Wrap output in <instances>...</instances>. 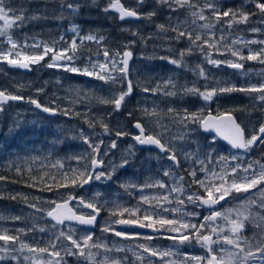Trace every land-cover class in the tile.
<instances>
[{
  "label": "trees",
  "instance_id": "1",
  "mask_svg": "<svg viewBox=\"0 0 264 264\" xmlns=\"http://www.w3.org/2000/svg\"><path fill=\"white\" fill-rule=\"evenodd\" d=\"M23 0H6V3L13 8H22ZM76 2L80 5V9L76 13V26L78 33L68 31L63 35H53L49 39L47 36L54 32L57 26L61 23L59 18H63L70 9L67 8L68 4ZM107 0H96L93 4L91 0H49L47 4L39 3L38 0H32V5L23 9L24 16L26 17L22 24L13 26L10 30L12 38L20 45V49L25 52L38 53L40 47H36V43L40 39L57 47V49L67 48L71 41L75 38L78 45L80 44V37L89 34L97 37H104L99 43L96 40H85L83 45L78 47L76 51V60L74 63L77 66L83 67L85 60L91 58H105L103 55L104 49L109 50L111 55L115 51L123 52L127 50L125 45L129 42L135 41L129 45L134 58L132 68L129 71L128 79L133 83V93L126 98L125 103L119 111H113L111 104H104L100 102V98H109L113 93H119L126 88V84L108 83L105 84L96 78H91L78 73L66 72L64 69L46 71L45 90H52L54 87L55 93L50 100L51 106L60 109H68L70 114L68 116L60 113L58 118H51L42 116L41 118H34L27 116L26 121L23 118L15 119V125L19 127L9 129V123L12 121L9 118V113L6 110L0 114V176L6 177L5 180H0V222H5L11 217L23 216L30 213L33 216H38L34 213L35 209L29 205L37 203L43 197L58 198L63 200L69 194L81 196L85 201H91L96 194L98 205L105 204L106 206L101 209L102 215H105L107 210L111 212L115 205H122V208H133L135 198L137 196L138 202L139 194L141 192H148V197L167 194L168 189L159 187H144L141 191V186L145 184H155L157 181H163L166 185L172 186L174 182V175L183 176L185 178V185L191 183L189 176L190 168H196L194 159L185 160L188 164L187 169L180 166L168 167L167 164H161L157 158L160 156L158 152L145 149H140L136 146L132 137L134 134L133 124L135 121L140 120L144 123L145 127L151 124L145 116L142 109L148 110L152 107L173 108L176 112L193 110L197 106L210 105L213 112L223 113L232 112L239 120H244L247 117H253V120H259V127L264 122V103L259 102L254 97L256 93H246L235 91L231 93H223L213 98L211 102L203 101L199 96L192 94H185L182 89L187 87H197L201 91L205 90V86L213 85L214 87H229L235 85L237 88L248 87L250 85H259L262 83V74L258 78L256 72L264 73V63L259 60L242 61L244 67L241 70H236L226 65H221L219 68L208 64L203 54L198 50H194L191 55L185 56L183 66L178 67L169 63L167 60L160 59V57H178V50L184 49L188 46L186 40L176 41L171 39L175 33L172 31L160 32L157 29L158 24H164L166 27H174L179 25L180 30L187 28L201 31L202 35L205 30L198 28L203 23H213L216 27L212 30L215 32V39L220 40L221 34L225 37L220 42L219 47L221 52L208 49L211 52L213 59L237 60L232 57L230 52L224 51L225 46H233V40L244 41H264V20L255 7V0H220L225 8H242L247 13H254L250 16L248 23L233 24L231 28L226 23H217L214 17L211 16L210 11L206 10L205 15L208 17L206 21L197 20L195 25H192L191 9L185 7L174 13H169V10L164 7L160 8L154 3V0H145V6L140 9L141 12H148L157 8V15L151 20L139 19L138 21H124L120 22L118 16L114 11L105 13L102 9L106 6ZM128 7L135 6V0H122ZM193 3L203 5V0H192ZM264 2V0H261ZM56 3L57 11L54 12L53 7ZM37 4L39 6L37 7ZM17 14H20L19 12ZM171 15V19H170ZM35 17V18H33ZM55 18V19H54ZM57 18V19H56ZM44 20V21H43ZM57 22H56V21ZM252 28H260V32H252ZM137 33V35H133ZM61 37L63 39L61 40ZM204 38H208L207 35ZM55 42V44H53ZM264 44L253 43L245 47L243 44L237 43L233 47L241 52L245 57L249 54V49L258 51L264 48ZM197 65L204 69L208 79L200 77L197 70ZM17 77H20V72H17ZM5 74H0V85L5 86L7 80ZM171 79L175 84V88L169 87L167 91H176L175 96H166L163 92H144L145 87L153 89L157 84L161 88L164 87V81ZM33 87L39 85L38 79L34 78L30 84ZM22 85H15L12 82V87H17L20 91ZM37 95V94H36ZM38 98V95H37ZM55 101V105L52 104ZM16 106V104H14ZM18 107V105H17ZM205 113L208 111L205 110ZM78 113L79 115H76ZM129 113H132L129 116ZM101 121L108 125L112 130L111 134H105L103 128L100 126ZM88 122H93L94 127H89ZM14 123V121H13ZM163 126H166L167 131L162 137L164 143L170 141L176 143L178 148L179 161L184 158L182 153L205 154L207 152V138L208 135L200 132V140H194V143L183 145L184 139H178L182 135L178 131L176 124L178 120H171L169 117L161 119ZM147 128V127H146ZM258 129V128H257ZM116 130L129 133V135L117 138L114 134ZM160 130L164 129L160 127ZM88 136L92 143H99L101 140L104 142L101 145L100 155L106 163L105 169L108 168V161L115 160L119 162L122 154L129 145H133L134 155L130 159V163L119 169L112 177L111 180H93L87 186L80 187H58L59 183H64V174L72 175V169L83 170L84 164L89 160L88 153L92 150L88 144L84 143L80 138V132ZM147 131H151L147 128ZM153 132V128H152ZM173 137L177 139L172 140ZM98 140V142L96 141ZM111 141H116L118 147L112 149L108 156H103V152L107 150V146ZM194 144V145H193ZM217 149L224 148L232 152L228 146L221 143L218 139L215 141ZM177 154V155H178ZM83 156L84 159L78 161L75 157ZM256 158H259L256 156ZM44 159V160H43ZM42 160V161H41ZM59 162V164H57ZM264 162V159H262ZM53 165H56L53 167ZM62 165V167H60ZM208 164V167H212ZM17 168L20 172H17ZM178 170V171H177ZM110 170H108L109 172ZM165 171H170L173 176H164ZM32 177L37 179L34 181ZM41 177L43 182H41ZM202 177V174L197 173V178ZM35 184L34 187L29 186ZM122 185H136V187L125 188ZM47 186L52 187V191H48ZM86 190L88 191L86 193ZM193 190H197L193 186ZM202 192V190H199ZM92 192V193H90ZM19 194V195H17ZM16 196V199H11ZM27 197V202L25 201ZM172 194L171 198H174ZM38 198V199H37ZM37 201H36V200ZM154 203V202H153ZM36 205V204H35ZM149 208L147 204H144ZM164 207L169 209L176 207V204H165ZM50 207L45 209L44 215ZM79 210H88L86 208H78ZM185 212H196L199 216L193 217L192 222L199 224L203 216L206 215V209L196 207L191 204H185ZM144 211L138 212L137 216L141 219ZM174 213H162L164 217H171ZM125 215H127L125 213ZM178 215V213H176ZM120 217V216H119ZM126 218V217H123ZM153 219H156L154 216ZM11 221H15L11 219ZM19 221V220H18ZM30 225L35 227L36 223L29 222ZM78 228H80L78 226ZM157 237V235L155 236ZM154 240L161 241L162 243L173 241L158 236ZM158 245V244H156ZM160 246V245H158ZM184 248L187 255L205 256L206 250L201 248L200 245L193 242L192 245L178 246Z\"/></svg>",
  "mask_w": 264,
  "mask_h": 264
},
{
  "label": "snow or ice",
  "instance_id": "2",
  "mask_svg": "<svg viewBox=\"0 0 264 264\" xmlns=\"http://www.w3.org/2000/svg\"><path fill=\"white\" fill-rule=\"evenodd\" d=\"M93 4L96 0H91ZM154 3L160 8L166 7L169 13H174L185 7L191 9L190 15L194 17L192 25L196 24L197 20L206 21L208 17L205 15V11H210L212 17H214L217 23L223 22L228 25L229 28L233 24L248 23L250 16L254 13H247L242 8H225L222 6L220 0H203V5L193 3L192 0H154ZM145 6V0H135L134 7H126L122 0H107L106 6L102 9L105 13L109 11H115L119 15L120 20L126 18L136 19H147L151 20L157 15V8L148 12H141L140 9ZM80 5L68 4L67 8L75 12ZM255 7L258 12L264 16V2L261 0H255ZM20 14H17V13ZM23 8H13L6 3V0H0V36H8L7 43L10 47L7 51L0 50V61H6L9 65L19 68L28 69L31 65L39 64L49 56L51 53V62L46 66L49 68H63L67 72L78 73L88 77H94L105 84L112 83L126 84V88L119 93H113L109 98H100V102L104 104H111L113 111H119L122 105L125 103L126 98L131 96L133 93V83L128 79L129 75V60L132 58L133 53L131 50H125L123 52L115 51L111 55L107 48L104 49L103 55L106 58V62L99 63L93 62L89 58L87 64L84 67H76L73 65V61L76 59V51L78 47L83 45L85 40H96L98 43L104 39V37H97L89 34L87 36L80 37V44L78 45L77 40L74 38L67 48L56 50L53 46L45 44L40 54L26 55L17 49L20 47L10 35L8 30L13 26H19L25 20L23 14ZM35 18V17H33ZM171 19V15H170ZM264 23V20L261 21ZM157 29L160 32H168L169 30L175 33L171 38L176 41L186 40L188 46L184 49L178 50V57H160V59L167 60L169 63L178 67L183 66L184 57L191 55L194 50H198L204 55L205 60L208 64L219 68L221 65H226L236 70L243 69L244 65L242 61L247 60H259L264 63V48L258 51H252L249 49L247 57L243 56L241 52L235 49L233 46L237 43L243 44L245 47L249 44L260 43L264 44V41H244V40H233V46H225L224 51L230 52L232 57H236L237 60H225L213 59L211 52L205 50V46L208 49L221 52L219 47L220 42L224 40L223 34L220 36V40L215 39V32L212 31L216 25L213 23H203L198 26L199 29L205 30L202 35L201 31H196L191 28L180 30L179 25L174 27H166L164 24H158ZM73 32L78 33V28L73 26ZM252 32H260V28H252ZM137 35V33H133ZM207 35L208 38H204ZM63 37H61V40ZM135 41L129 42L134 43ZM55 44V42H53ZM129 45H125L128 49ZM40 47V45H36ZM221 54H223L221 52ZM15 57V58H11ZM66 62V63H62ZM198 74L205 80L208 79L205 71L199 65H197ZM118 73V75H113ZM175 88L176 84L168 79L164 81V87L161 88L157 84L156 88L149 89L145 87L144 92H163L166 96L177 95L176 91H167V89ZM43 91V89H37V92ZM235 91L256 93L254 97L259 102L264 103V83L257 85H250L248 87L237 88L235 85L229 87H214L208 88L205 86V90L201 91L199 88L187 87L182 89L185 94H192L199 96L205 102H211L214 97L223 93H231ZM25 97L11 94L5 90H0V111L4 110V105L8 101L24 100ZM27 102L35 105L37 109H41L43 112L56 115L58 112L65 116L70 114L68 109H60L58 107H49L42 105L37 99L27 98ZM55 105V101H52ZM145 116H155L158 113L153 109L149 111L147 108L142 109ZM169 113H172L178 118V123L183 125L186 131H195L196 129H189L188 125L195 124L199 125L206 132H214L215 135L211 137L212 143H215L217 137H221L227 141L232 149L243 150L244 152H250L254 147L258 145H264V123H262L258 130H254L250 136H245L244 129L238 124L235 118L230 112H225L221 115L213 116L209 113L207 116L203 115V110L199 109L197 112L189 113L186 109L184 110L183 116L175 111V109L169 108ZM76 115H79L76 113ZM132 113H129L131 116ZM89 127H94L93 122H88ZM100 126L103 128L105 134H111L112 130L109 129L108 125L101 121ZM18 128L19 125L17 124ZM138 130V134L133 136L132 139L139 145H155L161 153L167 156V159L175 167L180 166V161L177 158L175 146L171 140L165 143L161 142V138L167 131L166 126L159 125L164 130L155 134L147 133L142 123L136 121L133 125ZM11 131V129H10ZM117 138L121 136L129 135V133L116 130L114 132ZM80 138L84 143L88 144L91 148V152L88 153L89 160L84 164L83 170L72 169V175L69 176L67 173L64 174V183H59L58 187H84L93 180H111L113 175L119 170L126 167L130 163L131 157L134 155L133 145H129L125 150V154H122L119 162L115 160L108 161V167L110 171L105 173L102 169L105 167L103 157L100 155L101 145L104 143L102 140L99 143H92L90 138L86 136L82 131L80 132ZM186 135L182 134L178 139H185ZM177 139L173 137L172 140ZM118 147L116 141H111L110 145L107 146V150L103 152V156H108L112 149ZM209 149L206 153V159L209 163L212 162L216 149L209 144ZM184 159L191 160L195 157L196 153H182ZM78 161L83 160V156L75 157ZM217 163H223V167L220 172H216L215 169H209L205 164L204 160L198 158L195 159V163L200 164L199 169L190 168L189 176L191 177V183L185 185V178L179 176L174 178L172 186L166 185L163 181H157L155 184H145L141 186V191L144 187H159L168 189L167 194L162 197H146L142 196V204L150 205L149 208H142L138 206L133 209L121 208L120 205H115L110 215L120 216V219H115L111 223L106 224L101 230L103 232H113L117 237H123L125 239L138 238L139 234L135 237L128 236L127 233L122 231H116L113 225H138L139 227H146L152 229L154 233L158 234L163 230L167 233L166 238L173 241L174 246L192 245L193 242L200 245L201 248L206 250L205 256L196 255H185L182 258V264H264V163L260 161H250L247 166L237 162L235 165H229L228 161H238L237 155L218 156L215 157ZM59 164V162H57ZM56 165H53L55 167ZM258 166V170H257ZM62 167V165H60ZM204 173V178H197V173ZM17 172L20 169L17 168ZM241 173H243L241 175ZM164 176H173L174 174L170 171H165ZM6 177L0 176V180H5ZM35 181L37 178L32 177ZM41 182L43 178L41 177ZM34 187L35 184L29 185ZM125 188L136 187V185H122ZM193 186H196L197 190H193ZM48 191H52L51 186H47ZM199 190H202L199 191ZM176 194L174 198L172 194ZM19 195V194H17ZM96 194L91 201L86 202L84 198H77L71 194L63 199L62 202L57 203L56 201H50L53 205L50 210L46 212L48 217H51L55 224L53 227L65 225L66 222H75L81 226H94L97 222V218L100 215L101 209L106 206L105 204L98 205ZM183 197V198H182ZM255 197V198H254ZM16 196H12L11 199H16ZM38 199V198H37ZM230 199L240 200L239 207H233L225 209L224 211H216L217 205H220L222 201L227 202ZM27 202V197H25ZM77 201L78 208H87L91 211L86 214H77V211L73 209L70 202ZM154 202V203H153ZM175 203L176 207L171 209L164 207L165 204L171 205ZM191 204L196 207L206 208L209 211V215L203 216L199 224L192 222L193 217L199 216L196 212H185V204ZM32 208H36L35 204L29 205ZM255 209V211H253ZM144 211L142 219L136 215V213ZM41 211V209H37ZM178 213L177 218L168 219L162 215L167 212ZM127 213L130 219H123L124 214ZM156 219H153V217ZM4 217H0L3 219ZM14 220H20L22 217L16 216L11 217ZM218 221H223L224 224L221 226ZM251 224L259 230V237L256 239L255 244L252 241L242 235L246 228V225ZM32 229H29L31 231ZM44 232L45 229H39ZM18 233H24V229L15 230ZM76 229L69 226L67 231L61 230L56 240L50 241L49 247L52 251H49V247H35L20 241L19 235H9L8 230L5 229L0 231V241H3V245H0V253L4 255L0 256V260L7 257H11L12 260H18L19 256L14 253H22L27 249L30 253L47 254V260L33 259L32 264H67L66 257H77L79 264H127V257L123 260H112L104 253L113 251H126L132 249H125L118 247L115 244L112 248H109L107 243L93 240V234L91 229H87L85 234L79 239L74 238ZM152 235L143 237L146 240H153ZM255 235V233H254ZM215 237V239H214ZM70 242L63 247H58L60 239ZM19 242V248L13 247ZM225 246H228L227 248ZM140 249H143L145 253H149L147 257L149 264H154L152 258L159 257V264H176V261H169L167 258L175 255V253L169 250H161L159 248H153L149 245H138ZM103 250V253L97 251L92 252V249ZM63 253V255H62ZM103 255V258L98 260L97 257ZM133 255L136 259L143 264L145 257L133 251ZM28 256L24 257V260H29Z\"/></svg>",
  "mask_w": 264,
  "mask_h": 264
},
{
  "label": "rangeland",
  "instance_id": "3",
  "mask_svg": "<svg viewBox=\"0 0 264 264\" xmlns=\"http://www.w3.org/2000/svg\"><path fill=\"white\" fill-rule=\"evenodd\" d=\"M73 5H79V4L76 3V2H73ZM79 9H80V7L75 12H73L72 10L71 11H72L73 14L76 15V13H77V11ZM0 23H2V22H0ZM73 26H76V24L73 25ZM73 26L70 28L69 32L72 31ZM10 30L11 29L8 30V35L11 36ZM7 38H8L7 35L6 36H0V50L7 51V49L10 47V45H8V43H7ZM12 39L18 44V42L15 40V38H12ZM36 44L40 45V51L38 53H35V54H40L42 52L43 46L45 44H47L49 46H53L56 50H60V49H57V47H55L54 45L48 43L47 41H44L43 39H40L38 41V43H36ZM127 50H131V49H127ZM17 51H20V52H22L23 54H26V55H33L34 54V53L23 51L22 47H21V49L19 47L17 49ZM131 52H132V50H131ZM11 58H15V57H11ZM49 59H51V53L49 54V56H46L45 59L43 61H41L40 63H46V65H47L48 63L51 62V60H49ZM88 60L89 59L85 60V64H87ZM91 60L93 62H99V63L106 62V58H98L97 57V58H94V59H91ZM75 61H79V60L75 59L73 61V65L76 66V67H81L80 65L77 66L74 63ZM62 63H66V62H62ZM35 65H37V64H35ZM1 69H2L3 72L4 71L7 72V70L5 69V66H2ZM260 74H262V83H264V73L256 72L255 75H258V78H259ZM10 75L11 74H8V76H10ZM113 75H118V73H113ZM91 78H94V77H91ZM20 79H21V77H17L15 75L12 76V80L17 81V80H20ZM210 88H214V84L213 85H209V89ZM153 109H155V111L158 113V115L149 116L147 121H149L151 124H149V127L146 126L151 131L150 132L151 134H155L157 132H161L159 125H162V123H161V119L162 118L169 117L171 120H174V119L178 120L177 117H175L172 113L168 112L169 108H167V111H165V108L152 107V109H150L149 111H152ZM199 109L203 110V115L204 116L206 114H208V113L216 114V112H213V110L211 109L209 104H207L205 106H197L196 108H194L193 110H190L188 112L189 113H194V112H197V110H199ZM6 110L10 114L9 118L12 120L9 123V129H12V128L16 127L15 119H20L22 117L23 118V122H27L26 121L27 116H24L23 114L25 113L24 111H28L29 108L28 109L27 108L24 109V108H21V107L19 108V107L15 106L14 104L11 105V103L8 102V103H6L4 105V110L0 111V114L4 113ZM205 110H207L208 112L205 113L204 112ZM29 111H31L30 114L34 115V118L35 117L41 118V115L39 113H37L36 110L33 109V110H29ZM177 113H179L181 116H183V114H184L183 111H179ZM223 113H225V112H223ZM217 114H219V113H217ZM13 121H14V123H13ZM239 121L242 124V126L245 128L248 136H250L253 133L254 130H258L259 129V120L258 121L255 120L254 121L253 117H247L244 120H239ZM176 126L178 127V131H181L182 134L186 135V138L184 139L183 145H187L189 143H194V140H200V132L199 131H202V130L199 127V125H195V124L188 125L189 129H196L195 131H186L185 127L183 125H181V124H176ZM152 128H153V132H152ZM211 137L212 136H208V138H207L208 142H207L206 148H207V152L210 151L208 146H209V144H212V147L216 149V152L214 153L212 162L209 163L207 161V159H206V153L207 152L205 154H202V153L201 154H197L195 157H193L194 162H195L196 158H198L200 160H204L205 164L207 166H208V164H212L213 166L212 167H208V168L210 170L214 168L216 172H220L221 168L224 166L223 163H217L215 157H218V156L227 157L229 155H237L239 157L238 161L229 160L228 161L229 165H235L237 162H239L242 165L247 166V164L250 161H260V163H264V162H262V159H264V145H258L256 147H254L253 150H251L250 152H247V153L244 152V151L234 150V149H232L231 147L228 146L231 150H233L232 152H229L228 150H226L224 148H220L218 150L217 149V144L212 143ZM161 140L163 141L162 138H161ZM216 140H217V138H216ZM96 141L98 142V140H96ZM173 145L175 146V149L178 148V145L176 143H173ZM194 153H196V152H194ZM178 156H180V155L178 154L177 158H178ZM256 156H258L259 158H256ZM157 160L160 161L161 164H167L168 167H171V168L173 167V165L171 164V162L167 158H162V157L159 156L157 158ZM180 162H181V167L184 168V169H187L188 164L184 161V158L181 159ZM104 164H105V167H106V163L105 162H104ZM195 167H197V169H199L201 167V165L195 163ZM175 168H177V167H175ZM102 170L105 173H107L108 170H110V168L109 167L107 169L103 168ZM257 170H258V166H257ZM198 173L202 174V177H199V179H203L204 178V173H201L199 171H198ZM242 174L243 173H241V175ZM173 177L175 178V177H177V175L175 174ZM84 186H87V185H84ZM87 192L88 191L86 190V193ZM90 193H92V192H90ZM71 195H73V194H71ZM73 196H75V195H73ZM142 196L148 197V192H145V191L141 192L139 194V199H141ZM162 196L163 195H161L160 197H162ZM75 197L81 198V196H75ZM133 197L135 198V203L137 204V205H134L133 208H136L138 206H142V208H146L144 206V204H142V202L141 203L138 202L137 196H135L133 194ZM153 197H157V196H153ZM50 201L59 202V201H62V200H58V198L43 197L40 200H38L37 203L35 202L36 208L41 209V211H37L36 209L34 211V213H37L38 216H36V215L33 216L30 213H28V214L24 215V217L20 216V217H22V219H20L19 221L18 220L11 221L10 218L8 220L6 219L5 222H3V221L0 222V231H3L5 229H7L8 230L7 234H9V235H19L20 236V241H23V242L29 244L30 246H35V247H49L50 241L54 242L56 240V237L59 235V232L61 230L67 231L69 226H71V227L76 229V232L74 234V238L79 239L82 235L85 234V231L87 230L86 228L81 227V226H79L80 228H78V226L74 225L72 222H66L65 225H60V226L53 227L55 222L50 221V218L46 214L45 215L43 214L47 207H50V209H51V207H53V205L49 203ZM86 202H88V200ZM239 204H240V200H238V199H230L224 205L220 206L217 209V211H224L225 209H228V208L239 207ZM74 205H75L76 209L79 212H82V213L86 214L85 210H79L78 209L77 201H75ZM120 206L122 208L121 204H120ZM148 206L150 207V205H148ZM125 208H128V207H125ZM133 208H131V209H133ZM88 211L90 212L91 210L88 209ZM253 211H255V209H253ZM110 213L111 212H109V210H107L106 214L102 215V211H101L100 220H99V223H98L97 227L95 229L91 230V232L93 234L94 242L98 240V241L107 243L109 248H112V246L115 244L118 247H123L125 249H132V250H126V251L118 252V251H115L113 249V251L108 252V253H104V255H107L112 260H117V259L123 260L124 257H127V264H141V262L136 259V256L133 255V251H135L137 253L142 254L145 257V259L143 261V264H149V261L147 259V257L149 256V253H145L143 251V249H140L138 247V245L144 244V245H149V246H151L153 248H159L161 250H169V249H171L175 253V255H173L171 257H168L167 259L169 261H176V264H182V258L185 255H187V252H186V250L184 248H179L178 246H174L173 244H170V242L162 243L161 241H157V240H154V239L149 241V240H146V239L143 238V237L149 236V235H152V236L155 237L156 235H158L156 233L142 232V231H126V230L121 229L120 224L113 225V227L115 228L116 231L125 232L130 237H135L136 234H139V237L138 238H132V239H125L123 237L115 236V234L113 232H103L101 229L106 224L111 223L115 219H120L121 218L119 216L113 217V216L110 215ZM137 214L138 213H136V215ZM206 215H209V212L207 210H206ZM170 216L171 217H166V218H168V219L177 218L179 216V214L176 215V213H174V214H172ZM123 217H126V218H123ZM123 217H122L123 219L132 218V217H129L128 214L127 215L124 214ZM31 221L36 223L35 227L33 225H30L29 222H31ZM217 223L220 224L221 226H223V224H224L223 221H218ZM41 228L45 229V231L41 232L39 230ZM18 229H24L25 231H24V233H18L17 231H15V230H18ZM29 229H32V230L29 231ZM254 233H255V235H254ZM242 235L244 237L250 239L252 241V243L255 244L256 239L259 237L260 233H259V230L256 229L253 225L248 224V225H246V228L243 231ZM158 236L166 238L167 233H164L162 231V232L159 233ZM214 239H215V237H214ZM68 243H70V242H68V241L64 240L63 238H61L60 241L58 242V247H63L64 245H66ZM156 244H158L160 246H158ZM0 245H3V241H0ZM13 247L18 249L19 248V242H17L15 245H13ZM225 247L227 248L228 246H225ZM49 251H52V249L50 247H49ZM97 251H100L101 253H103V250H98V249H95V248L92 249L93 253H96ZM14 254L19 256L18 260H12L11 257L9 256V257H7V258H5L3 260H0V264H32V260L33 259H42V260H45V261L47 260V254L30 253V252L27 251V249H25L22 253H14ZM2 255H4V254L0 253V256H2ZM62 255H63V253H62ZM25 256H28L30 259L29 260H24ZM102 258H103V255L97 257L98 260H100ZM66 260H67V264H79V261H78L77 257H66ZM152 260H153L154 264H159V257H153ZM252 264H254V262H252Z\"/></svg>",
  "mask_w": 264,
  "mask_h": 264
},
{
  "label": "flooded vegetation",
  "instance_id": "4",
  "mask_svg": "<svg viewBox=\"0 0 264 264\" xmlns=\"http://www.w3.org/2000/svg\"><path fill=\"white\" fill-rule=\"evenodd\" d=\"M38 1H39V3H43V4H47L49 2V0H38ZM31 5H32V0H23L22 1V8L23 9H27ZM38 6H39V4H37V7ZM53 10H54V12L57 11L56 3L54 4ZM75 19H76L75 14H73L71 9H70V11L68 12V15L65 14L63 16V18H59L58 19V20H61V23L54 30L53 34L50 33L47 36V38L49 39L53 35H63L65 33H67L70 30V28L73 25L76 24L75 23ZM49 60H51V59H49ZM2 66H5V69L7 70V72L6 71H4V72L2 71V69H1ZM31 66L33 67V71L32 72H23V71H18V70L12 69L4 61H1L0 62V74L1 73L5 74V76H7L8 79L5 81V86L4 87H2L0 85V90H5L8 93L16 94V95H20V96L25 97V99L22 100L21 102H10L11 105L12 104H16V106L18 105L19 108L20 107L24 108V109H26V108L28 109L29 108V110H33L34 109V110L37 111V113H39L41 115V117L42 116H47L44 113H42V111L40 109H37L35 107V105H33L31 103H28L27 102V98L31 97V98L37 99L42 105L52 107L51 103H50V100H52L51 99L53 97L52 95L56 91H55L54 87L51 88L52 90H49V89L45 90L44 86H45V83H46V71L48 69H51V70L55 71V70H59L61 68H49V67L46 66V63H39L37 65H31ZM17 72H20L21 79L17 80V81L12 80V76L13 75L17 76ZM8 74H11V75L8 76ZM34 78H37L38 79V83H39V85L36 86V87H33V86L30 85L33 82ZM12 82L15 85H17V86L22 85L21 86L22 90L20 91L19 89H17V87H12ZM37 89H43V91L37 92ZM36 94L38 95V98H37ZM29 110L28 111H24L25 113L23 115L24 116H30V117L33 116L32 114H30L31 111H29ZM48 117L55 118V117H52V116H48ZM150 150H152V149H150ZM145 151L148 152L149 149H145ZM153 151H155V150H153ZM155 152H157V151H155ZM160 157L167 158V156L165 154H160ZM88 212L89 211L86 210V213H88Z\"/></svg>",
  "mask_w": 264,
  "mask_h": 264
},
{
  "label": "water",
  "instance_id": "5",
  "mask_svg": "<svg viewBox=\"0 0 264 264\" xmlns=\"http://www.w3.org/2000/svg\"><path fill=\"white\" fill-rule=\"evenodd\" d=\"M127 20L138 21L139 19H136V18H126V19L121 20V21H127ZM5 63H7V62H5ZM132 63H133V56H132V58L129 60V71H130V69H131V67H132ZM7 65L10 66V67H13V68H15V69H18V70H24V71H30V70H31V68L24 69V68L14 67V66L9 65L8 63H7ZM45 113H46V112H45ZM46 114H48V115H52V114H50V113H46ZM57 114H58V113H57ZM57 114H56V115H57ZM208 114H209V113H208ZM208 114H206L205 116H207ZM211 114H212L213 116H217V115H221V114H223V113H219V114H217V113H216V114L211 113ZM231 115L235 118L236 122L239 124V122H238L236 116L233 115V114H231ZM135 122H136V121H135ZM135 122H134V123H135ZM139 122L142 123V124L144 125L143 122H141V121H139ZM133 125H134V124H133ZM144 127H145V125H144ZM241 127H242V126H241ZM242 128H243V127H242ZM145 129H146V127H145ZM243 129H244V128H243ZM201 130H202V132L207 133V134H209V135H211V136L215 135L214 132H206V131H204L202 128H201ZM134 131H135V133H134L133 136H135V135L138 134V130H137V129L134 128ZM244 132H245V136H246V130H245V129H244ZM146 134H147V130H146ZM217 139H218L220 142H222L223 144H225V145H227V146L230 147V145L227 143V141L223 140L221 137H217ZM161 142H162V141H161ZM135 143H136V142H135ZM162 143H163V142H162ZM136 144H137V143H136ZM137 146H138L139 148H141V149L154 148V149H156L159 153H161V152L159 151V149H158L155 145H139V144H137ZM234 150H237V149H234ZM237 151H243V150H237ZM161 154H164V153H161ZM59 202H62V201H59ZM59 202H57V203H59ZM224 202H225V201H222L221 203H224ZM70 204H71V206L73 207V209H74L75 211H77V214H84V213H82V212H79V211L75 208V206L72 205V201L70 202ZM100 215H101V212H100ZM100 215L98 216V218H97V222H96V224H95L94 226H82V227L87 228V229L90 228L91 230L95 229V228L97 227L98 223H99ZM49 218H50V221L55 222L51 217H49ZM72 223H75V222H72ZM75 224H76V223H75ZM120 227H121V229L126 230V231H142V232H151V233H154L152 229H149V228H146V227H139L138 225H122V224H120Z\"/></svg>",
  "mask_w": 264,
  "mask_h": 264
},
{
  "label": "bare ground",
  "instance_id": "6",
  "mask_svg": "<svg viewBox=\"0 0 264 264\" xmlns=\"http://www.w3.org/2000/svg\"><path fill=\"white\" fill-rule=\"evenodd\" d=\"M123 3V2H122ZM126 6V5H125ZM126 7H128V6H126ZM115 12V11H114ZM115 14L118 16V18H119V15H118V13H116L115 12ZM119 21L120 22H124V21H121L120 19H119ZM133 53V52H132ZM133 56V58H134V54L132 55ZM4 62H6V61H4ZM7 64V63H6ZM133 64V63H132ZM10 67V66H9ZM10 68H12V69H15V68H13V67H10ZM30 68H31V70L30 71H24V70H18V69H15V70H18V71H23V72H32L33 71V67L32 66H30ZM132 68V67H131ZM131 70V69H130ZM22 100H18V101H8V102H21ZM41 110V109H40ZM42 111V110H41ZM42 113H44L45 115H47V116H52V117H55V118H58L59 116H60V112H58V114L57 115H48V114H46L45 112H43L42 111ZM231 114H233V115H235L234 113H232V112H230ZM214 114V113H213ZM236 116V115H235ZM236 118H237V120H238V122H239V124L242 126V124L240 123V121H239V119H238V117L236 116ZM137 121H140V120H137ZM142 122V121H141ZM243 127V126H242ZM244 128V127H243ZM245 129V128H244ZM147 130V129H146ZM147 133H148V131H147ZM204 133V132H203ZM204 134H206V135H208V136H211V135H209V134H207V133H204ZM248 136V134L246 133V137ZM162 141V140H161ZM163 142V141H162ZM164 143V142H163ZM136 144V143H135ZM137 145V144H136ZM138 147V146H137ZM141 149V148H140ZM150 149H152V150H155V151H157L156 149H154V148H149V150ZM158 152V151H157ZM159 153V152H158ZM161 154V153H160ZM74 203H75V201H72V205L73 206H75L74 205ZM226 202H224V203H221L220 205H217L216 206V208H215V210L217 211V209L220 207V206H222V205H224ZM76 208V207H75ZM206 209V208H205ZM207 210V209H206ZM208 211V210H207ZM209 212V211H208ZM74 225H77V224H75V223H73ZM77 226H81V225H77ZM82 227V226H81ZM87 229V228H86ZM163 230H161V232H162Z\"/></svg>",
  "mask_w": 264,
  "mask_h": 264
}]
</instances>
